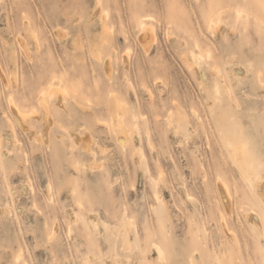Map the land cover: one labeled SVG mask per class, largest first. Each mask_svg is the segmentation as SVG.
<instances>
[{"label":"rangeland","instance_id":"obj_1","mask_svg":"<svg viewBox=\"0 0 264 264\" xmlns=\"http://www.w3.org/2000/svg\"><path fill=\"white\" fill-rule=\"evenodd\" d=\"M0 66V264H264L262 0H0Z\"/></svg>","mask_w":264,"mask_h":264},{"label":"bare ground","instance_id":"obj_2","mask_svg":"<svg viewBox=\"0 0 264 264\" xmlns=\"http://www.w3.org/2000/svg\"><path fill=\"white\" fill-rule=\"evenodd\" d=\"M239 12V11H238ZM219 13V12H218ZM217 13V14H218ZM150 18V17H149ZM210 19V18H209ZM208 19V21H209ZM212 19V18H211ZM217 19H218V15H217ZM218 21V20H217ZM216 21V22H217ZM141 23V28H140V34H139V39H140V42H142L145 50L147 51V49L149 48V42L147 40L148 37H150V33H151V29L152 28H147L145 26V22L144 20L140 21ZM211 23V22H210ZM154 30V29H153ZM57 33V32H56ZM155 33V32H154ZM155 36V35H154ZM19 39V38H18ZM151 39V38H150ZM153 40V39H152ZM20 43V41H19ZM21 47H22V44H20ZM25 46V45H24ZM196 54V52H195ZM193 57V64H191V67L193 65L194 69L199 73L201 72V69H202V57L200 55V52H197L196 55H192ZM229 61H232L229 60ZM189 65V64H188ZM1 67V66H0ZM106 70V69H105ZM215 71L218 72L219 69L215 68ZM220 73V72H219ZM218 73V74H219ZM11 76V75H10ZM6 78V77H5ZM11 78V77H10ZM7 79V78H6ZM49 84L47 85V94L49 96H51L53 98V101L56 105H59L60 103L63 104V101H64V95H65V89L60 86L59 84H56L53 80H50L48 81ZM15 83V82H14ZM45 88V87H44ZM46 90V89H45ZM41 91V90H40ZM39 91V92H40ZM42 92V91H41ZM216 92H219V87H216L215 88V93ZM40 95V94H39ZM46 95V93H45ZM47 96V95H46ZM48 96V97H49ZM11 98V97H10ZM45 97L43 95L42 97V102H45ZM9 99V98H8ZM11 101V100H9ZM40 101V100H39ZM48 101V98L47 100ZM39 103V102H38ZM49 103V102H48ZM47 103V104H48ZM41 104V103H40ZM50 104V103H49ZM42 105V104H41ZM40 105V106H41ZM9 106L12 110V113H13V116L14 118L16 119V121L22 126V118L24 120V112L20 111V108H18L14 103L13 101L9 103ZM44 107V105H42ZM59 107V106H58ZM61 107V106H60ZM29 112V111H28ZM30 115V114H29ZM23 116V117H22ZM120 116V115H119ZM47 118V117H46ZM119 118V117H118ZM11 120V119H10ZM12 124V123H11ZM118 124V123H117ZM31 125V124H30ZM29 125V126H30ZM24 127L26 125H23ZM34 126V125H32ZM31 126V127H32ZM28 128V127H27ZM25 129V128H24ZM49 129V128H48ZM120 136L125 134L124 131L122 129H120ZM123 133V134H122ZM33 134V133H32ZM78 135V134H77ZM76 135V136H77ZM79 136V135H78ZM122 138V137H121ZM8 139V138H7ZM123 139V138H122ZM79 141H83V142H86L84 141V139H80L79 138ZM82 142L83 144V148L86 149V151H88L89 153L91 152L92 149H90V144L88 146H86L84 143ZM89 142V141H88ZM90 143V142H89ZM79 144V142H78ZM226 145L228 147V150H229V153H230V156L232 157V160L234 161V163L237 165V167L240 169L242 175L244 176V179L248 182V184L252 187V189L254 190V192L256 193L261 205H262V210H263V213H264V168H260V166L254 162H252L250 159H248L247 155L245 154V152L242 150L241 148V145L240 143H236L235 141L231 140V139H226ZM93 152V151H92ZM91 152V153H92ZM94 154V153H92ZM143 156V155H142ZM94 163V162H93ZM99 166V165H97ZM144 169V171H146V167H145V164H144V167H142ZM152 180V179H151ZM223 182V181H222ZM151 184L153 185V194L155 196V199H156V202H157V206H155L153 209H154V212L158 215L160 214H163L165 212V207H164V203L161 199V196L157 193V190H156V186H155V183L154 181H151ZM218 184V183H217ZM226 184V183H225ZM227 186V185H226ZM224 186L223 184L220 185L221 187V195L222 197L225 199V197L227 198L228 197V193L227 192V187ZM46 190V189H45ZM227 200V199H226ZM225 200V201H226ZM228 203V202H227ZM226 203V204H227ZM81 206V205H80ZM227 206V205H226ZM225 206V207H226ZM227 208V207H226ZM231 210V209H230ZM70 212V211H69ZM230 212V211H228ZM74 214V213H73ZM72 214V215H73ZM260 215V214H259ZM259 215L255 212V211H246L244 212V216L245 218L247 219L248 223L251 225V226H255L259 231L260 233H263L262 230L263 229V224L262 222L260 221L259 219ZM88 218H89V221L90 223L92 224V226L94 227V229H97L98 228V221L99 219L97 218V215L95 213H92L89 211L88 213ZM104 223V222H103ZM225 225V224H223ZM107 225H105V230H107L106 228ZM109 231V230H108ZM107 232V231H105ZM258 232V231H256ZM113 233V232H112ZM106 237V242L108 243V253L110 254V260L108 261V264H115L114 260L116 259L115 257L116 256V252L114 251V239H112V237L108 236L107 233L105 234ZM154 251L155 253L159 256V257H163V252L162 250L160 249V247H158L157 245H154ZM152 247V248H153ZM115 258V259H114ZM163 260V259H162Z\"/></svg>","mask_w":264,"mask_h":264},{"label":"snow or ice","instance_id":"obj_3","mask_svg":"<svg viewBox=\"0 0 264 264\" xmlns=\"http://www.w3.org/2000/svg\"><path fill=\"white\" fill-rule=\"evenodd\" d=\"M262 6H264V0H262ZM242 150L245 152V154H247L248 149H249V145L247 142H243L241 145ZM264 167V166H262ZM262 253H264V249H261Z\"/></svg>","mask_w":264,"mask_h":264}]
</instances>
